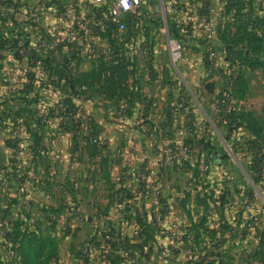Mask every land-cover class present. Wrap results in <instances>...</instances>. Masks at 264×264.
Segmentation results:
<instances>
[{
	"label": "crops",
	"instance_id": "obj_1",
	"mask_svg": "<svg viewBox=\"0 0 264 264\" xmlns=\"http://www.w3.org/2000/svg\"><path fill=\"white\" fill-rule=\"evenodd\" d=\"M31 1L17 6L37 26L48 6ZM145 40L130 38V115L127 97L83 81L98 55L83 52L81 85L63 90L46 127L28 124L3 140L0 242L25 239L24 264H264L259 106L237 98L256 119H233L236 105L211 101L209 81L199 100H170L166 80L150 73H169L171 57L150 53ZM235 139L238 162H230Z\"/></svg>",
	"mask_w": 264,
	"mask_h": 264
},
{
	"label": "rangeland",
	"instance_id": "obj_2",
	"mask_svg": "<svg viewBox=\"0 0 264 264\" xmlns=\"http://www.w3.org/2000/svg\"><path fill=\"white\" fill-rule=\"evenodd\" d=\"M30 1L22 0V6H31ZM41 2L48 9L39 16L37 26L28 22L32 18L28 7L16 13L23 24L16 29L22 40L30 36L32 45L41 43L47 54L55 55V66L64 56H70L68 66L73 72L77 69L81 53H98L94 63L96 74H84L82 79L85 83L91 80L95 91L104 96L127 97L126 114L130 115V38L136 35L149 39L146 49L150 53L158 49L171 57L169 73L161 76L155 69L150 73L153 81L161 79L162 84L166 80L170 100L182 101L183 104L190 99L199 100L204 92V83L209 81L214 85L211 101L220 99L225 107L227 103L236 105L239 102L237 98L242 100V106L250 107L256 103L259 106L256 114L264 122V40H260V36L264 38V0H139L135 12L122 16L126 23L124 29L118 28L112 16L110 0ZM201 7L202 12L198 10ZM8 14V28L5 30H13L12 11ZM108 22L113 25L111 29ZM107 32L112 40L104 34ZM158 44L160 47L157 48ZM142 46L143 43L137 44L138 49ZM135 48L136 45L133 50ZM38 49L42 52L41 47ZM6 54L7 58L0 62V164L5 162L3 140L22 132L28 124H36L40 130L45 128L48 118L59 110L55 104L65 97L63 90L57 93L50 87L40 91L36 84L34 92L29 95L19 92L28 83L29 67L25 59L20 61L12 52ZM44 56L46 58V54ZM247 56L257 60L258 66L250 68L242 64ZM38 64L42 66L41 62ZM201 67L208 70L206 75L200 74ZM36 70L39 72L43 68ZM76 77L81 78L80 75ZM195 80L201 86L195 85ZM244 83L249 88L246 100V93L241 97L238 90H234ZM235 107L231 116L238 118L242 108ZM26 118L28 120L23 123ZM128 126L130 128V121ZM234 141L232 147L236 150L232 148L230 162H238L239 144L237 139ZM258 143V149L264 151V140ZM248 232L250 235V229ZM246 235L249 237L248 233ZM9 255L11 258L12 253Z\"/></svg>",
	"mask_w": 264,
	"mask_h": 264
},
{
	"label": "trees",
	"instance_id": "obj_3",
	"mask_svg": "<svg viewBox=\"0 0 264 264\" xmlns=\"http://www.w3.org/2000/svg\"><path fill=\"white\" fill-rule=\"evenodd\" d=\"M20 3L21 0H0V62L2 60H5L7 58L6 53L10 52H12L15 58L19 59L20 61L25 59L29 67V70L27 72L28 83L27 85H25V88L20 89L19 92H24L29 95L30 93L34 92L33 88L36 84V87L40 91L43 89H49L51 86H55L60 88L61 90H65L66 88L71 87L72 93H74L77 90V85H81V83L80 78L76 77L77 75L75 74V72L69 69L68 65L71 62L70 56H64L60 63L55 66L56 58L54 54H47V50H43L44 46H42L41 43L32 45L30 36H27V38L23 41L19 36V33L16 32L18 26L23 25L16 16V13L20 11L19 6H17ZM11 11L13 14L12 20L15 29L5 30L6 28H8L6 22L9 19L8 13ZM28 22L32 25H36V23L32 22V20ZM108 25L110 26L109 29L113 27L111 22H108ZM245 31L246 35L247 27L245 28ZM9 34H14V36H9ZM104 34H106V36H108L109 39L112 40L108 32ZM245 35L244 37L247 38ZM247 40L248 42H251L250 38H248ZM260 40L263 41L264 38L260 36ZM39 47H41L42 52L39 51ZM25 51H28V53L25 54ZM45 54L46 58H44ZM38 62H41L42 66H40ZM242 64H245L250 68L258 66L257 60H252L251 58H249V56L242 60ZM39 67H42L43 70L37 72L36 68L39 70ZM93 74H96L95 68L93 69L92 75ZM247 89V84H245L241 86V88H239V86H236V89L234 90H238L237 92L240 93L241 97H243ZM64 105L68 106V110L73 111V113L76 112L69 99L64 100ZM249 114L251 113L242 109L238 113V118H236L237 116L234 115L232 116V118L239 120L240 122L247 120L250 124L254 122L256 118L255 115ZM257 130H261V127L258 126ZM17 238L19 237L15 235L12 236V238L5 237V241L0 242V264H24L23 256L25 254V239L24 241H19ZM3 251L12 253V257L8 261L3 260Z\"/></svg>",
	"mask_w": 264,
	"mask_h": 264
},
{
	"label": "built area",
	"instance_id": "obj_4",
	"mask_svg": "<svg viewBox=\"0 0 264 264\" xmlns=\"http://www.w3.org/2000/svg\"><path fill=\"white\" fill-rule=\"evenodd\" d=\"M110 2L109 7L115 22H117L118 28L124 29L126 23L122 20V16L128 12H135L139 0H110ZM247 233L249 235V232Z\"/></svg>",
	"mask_w": 264,
	"mask_h": 264
},
{
	"label": "water",
	"instance_id": "obj_5",
	"mask_svg": "<svg viewBox=\"0 0 264 264\" xmlns=\"http://www.w3.org/2000/svg\"><path fill=\"white\" fill-rule=\"evenodd\" d=\"M213 83H211V82H209L207 85H206V88L208 89V90H210V91H212L213 90Z\"/></svg>",
	"mask_w": 264,
	"mask_h": 264
}]
</instances>
